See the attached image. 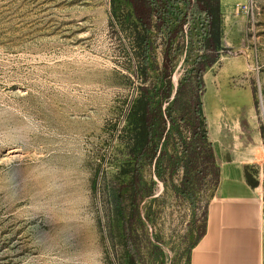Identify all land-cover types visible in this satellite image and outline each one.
<instances>
[{
  "label": "rangeland",
  "instance_id": "rangeland-1",
  "mask_svg": "<svg viewBox=\"0 0 264 264\" xmlns=\"http://www.w3.org/2000/svg\"><path fill=\"white\" fill-rule=\"evenodd\" d=\"M221 8L224 35L204 75V111L217 158L227 150L260 156L246 168L264 189V0H221ZM114 12L132 8L126 0H0V264H108L102 185L124 159L114 127L140 86ZM151 37L159 90L164 36ZM191 40L192 53L181 49L175 60L173 95L197 57L198 23L179 44ZM172 106L167 152L178 157L191 133ZM166 166L141 170L140 264H190L219 187L221 173L209 170L184 197L183 171L171 176Z\"/></svg>",
  "mask_w": 264,
  "mask_h": 264
},
{
  "label": "trees",
  "instance_id": "trees-1",
  "mask_svg": "<svg viewBox=\"0 0 264 264\" xmlns=\"http://www.w3.org/2000/svg\"><path fill=\"white\" fill-rule=\"evenodd\" d=\"M126 1L131 5L132 12H114L113 17L117 19L121 32L126 33L130 40L137 62L135 75L140 80V86L137 96L123 109L119 128L114 127L124 148V159L114 165L115 172L105 174L102 185L108 264H140V205L148 197V190L142 185L141 170L145 165L156 167L162 160L171 176L183 171L180 191L184 197L189 195V186L197 176L202 177L209 170L220 175V159L211 139L202 98L206 92L205 72L220 58L224 35L221 0ZM196 23L202 34V40L196 44L197 57L192 65L185 68L190 72L179 81L173 95L172 79L177 55L184 49L187 56L195 47L192 40L182 47L179 38L186 32L191 34ZM153 31L164 36L161 68L164 85L159 90L152 80L149 65L150 54L154 50L151 42ZM171 104L179 105L178 119L191 133L189 140L182 142V152L178 157L169 156L167 152L168 142L176 134L172 129L177 125L173 106L169 107ZM245 177L250 187L259 186L250 172L246 171Z\"/></svg>",
  "mask_w": 264,
  "mask_h": 264
},
{
  "label": "crops",
  "instance_id": "crops-1",
  "mask_svg": "<svg viewBox=\"0 0 264 264\" xmlns=\"http://www.w3.org/2000/svg\"><path fill=\"white\" fill-rule=\"evenodd\" d=\"M227 151L190 264H264V189L250 187L245 177L247 165L260 156Z\"/></svg>",
  "mask_w": 264,
  "mask_h": 264
}]
</instances>
